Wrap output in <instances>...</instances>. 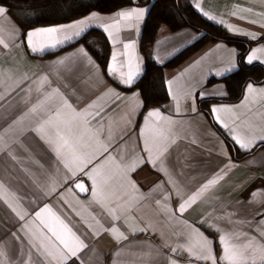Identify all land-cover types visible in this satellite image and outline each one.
I'll use <instances>...</instances> for the list:
<instances>
[{
	"label": "crops",
	"instance_id": "crops-1",
	"mask_svg": "<svg viewBox=\"0 0 264 264\" xmlns=\"http://www.w3.org/2000/svg\"><path fill=\"white\" fill-rule=\"evenodd\" d=\"M134 1L135 4L116 11L106 13L94 10L71 21L25 30L22 25L25 14L0 4L7 8L2 35L8 44V47L0 45V137H3L0 184L14 194L8 197V202L0 199V250L4 253L0 261L3 264H56L50 257L46 259L36 252L22 230L25 223L34 227L31 225L34 213L46 204L61 215L87 245L77 256L70 257L66 264H173V261L175 264H212L211 260L198 259L187 250V235L193 229H198L213 242L217 264H226L220 259L223 245L219 241L225 233L230 234L235 242H246L249 237H255L258 243H264V236L261 235V230H264V184L248 191L255 182H264V147L242 160L237 159L199 106L200 98L226 94L224 78L238 69L239 49L224 40L209 41L179 66L167 68V87L168 81L174 82L171 91L168 87L169 100L161 107L147 110L139 121L144 101L138 89L128 91L126 88L132 87L144 70L140 38L155 0ZM185 1L192 4L207 21L233 36L252 41L264 38V0ZM132 8L146 9V12L143 20L132 21L134 26L127 27V22L118 13ZM204 12L215 19L205 16ZM92 14H96L97 19L91 21L82 34L72 36L55 48L34 52L27 43L26 34L29 31L70 25ZM117 20L120 21L119 30L109 29L113 33L110 37L101 25H111ZM229 25L232 27L229 28ZM91 28L101 29L110 42L111 55L105 68L79 41ZM10 29L15 31L10 33ZM201 35L190 26L167 33L162 31L153 45L154 60L158 64L166 63ZM125 44H134L135 47L125 49ZM257 49H264V40L253 45L247 56ZM129 53L134 64L139 65L140 72L131 85H125L120 81L119 74L109 75L108 68L113 55H116L117 62L124 64L126 72ZM257 55L260 59L250 64H264V53L258 52ZM43 76H47L51 83L45 84L44 89L38 92L34 82ZM249 85L253 88L252 92L248 91ZM51 88H59L77 111L103 96L98 109L91 110L99 111V115L88 119L89 128L92 132H99V139L108 146V151L97 153L92 163L75 176L64 167L46 139L35 131L47 118L45 111L41 109L35 114L30 113L31 107L43 99L42 92ZM109 89L114 92H109ZM261 90H264V83L250 82L239 102L210 104L214 119L216 113L212 112L213 108L233 109L232 113H220L229 128L215 121L241 151L249 152L264 144V140L260 139L264 134V91ZM173 95L177 96L176 100H173ZM58 104L57 98L46 107ZM153 110H159L162 116L173 122L166 124L152 118L158 127L170 129L167 132V151L155 160V167L149 153L144 151V138L149 135L145 121ZM65 112L70 117V112ZM22 116L24 119L21 121ZM233 128L242 138H253L248 149L236 143ZM156 143L159 146V141ZM95 147L93 143L91 148ZM155 154L154 149L152 155ZM108 156L114 157L121 168L117 169L109 161L103 169L111 176L107 186L110 196L106 200L107 207H103L92 197V180L86 173L103 163ZM136 157L143 160L135 171L123 170V165ZM161 168L166 169L167 174ZM216 174H221L222 179L205 190L183 213L176 211L183 199L198 191ZM80 179L88 186L85 195L75 186ZM129 181L135 183L138 191L131 188ZM160 184L162 187H157ZM133 196L137 198L132 200ZM9 204L17 211L26 210L28 215L25 220H20ZM118 206L128 210L118 209L117 215L121 218L114 220L107 209ZM113 227L119 232H111ZM257 264H260L259 257Z\"/></svg>",
	"mask_w": 264,
	"mask_h": 264
},
{
	"label": "snow or ice",
	"instance_id": "snow-or-ice-1",
	"mask_svg": "<svg viewBox=\"0 0 264 264\" xmlns=\"http://www.w3.org/2000/svg\"><path fill=\"white\" fill-rule=\"evenodd\" d=\"M199 8V4L196 5ZM146 9L132 8L129 10L122 11L118 13V16L126 23L125 26L132 27V21H141L144 18ZM7 8L0 6V45L8 47L5 42L2 33L4 32L3 20L6 17ZM205 16H209L207 12L203 13ZM210 19H215V17L209 16ZM96 14H92L90 17L77 21L70 25L54 26L47 28H38L27 32L26 38L27 43L31 47L32 51H44L45 48H55L58 45L64 43L66 40L72 38V36H79L82 34L87 27L90 26V22L96 20ZM221 23H223L221 21ZM104 30L108 32L111 37L113 35L112 31L109 29L119 30L120 21L117 20L116 23L111 25H101ZM232 26L229 25V28ZM15 29H10V33L14 32ZM71 31V35H69ZM114 42H116L114 40ZM134 44H125V49H133ZM85 56L87 53L83 49L80 50ZM264 53V49H257L251 52L247 56V62L250 64L254 60L260 59L257 53ZM58 63H63L59 61ZM124 64L117 62V56L113 55L112 64L108 68L109 75L119 74L120 81L125 85H131L135 78L138 77L140 68L138 64H134L133 56L128 54L127 71H124ZM234 67V66H233ZM219 74V73H218ZM34 83L37 84L36 90L41 92L44 89L45 84H50L47 76L41 77L38 81ZM173 81H168V87L171 91ZM248 91L252 92L253 88L251 85L248 86ZM264 91V90H261ZM109 92H114V90L109 89ZM43 99L39 100L30 109V113H37L38 110L43 109L47 116L43 119L42 123L38 128L35 129L36 132L40 133L42 138H45L47 143L52 147L53 151L61 158L62 163L65 168L71 172L73 176L77 174L78 171H83L92 160L96 157L97 153L103 154L108 151V146L99 139V132H92L89 128V117L93 119L96 115H99V111L93 112L92 109H98L100 100L103 96L98 97L97 100L93 101L86 108L77 111L71 103L63 96L59 88H51L50 91L42 92ZM107 95V93L105 94ZM118 96V94H116ZM2 98V97H0ZM58 98L59 104L46 107L51 101ZM173 100L177 99L176 95H173ZM65 110L70 112V117L66 116ZM213 113H216L215 119L223 124L224 128H229V124L224 122L220 113H232L231 108H213ZM25 115H28L26 113ZM152 118L156 120L164 121L166 124L173 123L168 117L162 116L159 110H153L148 113V118L145 121V129L148 131L149 135H145L144 138V151L149 153V158L153 166L155 167V160L167 151V132L170 129L164 127H158ZM24 117H20L22 121ZM235 123V119H233ZM235 133L233 138L241 148L248 149L253 142V138H242L241 135L236 131L235 128L232 129ZM87 136V139L85 138ZM261 140H264V134L260 136ZM157 141H159V146H157ZM3 137H0V150L2 149ZM96 147L91 148L92 144ZM91 149V150H89ZM155 149V156H153V151ZM142 157H136L134 160L126 162L123 165V170L128 172L135 171V169L142 162ZM111 161L117 169L121 168L119 162L115 161V158L108 156L103 163L98 166H94L90 172L86 173L92 180L93 190L91 192L94 200L101 204L103 207H107L106 200L110 196V191L108 190V181L111 178L108 172L103 169L106 164ZM167 174V170L164 168L160 169ZM220 179H222L221 174H216L212 179L208 180L207 183L202 185V187L190 195L187 199H183V202L179 203L176 211L183 213L187 207L194 203L198 197L207 190L210 186L215 185ZM129 185L135 191L136 185L133 181H129ZM77 188L81 191H86L83 184H77ZM157 187H162V184L157 185ZM179 190H177V195H179ZM14 194L9 193L7 189L4 188L3 184H0V199L8 202V197ZM137 197L133 196L131 199L135 200ZM167 199V197H166ZM129 207L131 201L127 202ZM12 207L11 204H9ZM127 211L128 208L124 206H118V208L109 207L108 214L112 216L114 220H120V215H117V211ZM12 211L16 213L20 220H25L28 215L26 210L17 211L15 207H12ZM171 212V209H168ZM30 226L25 223L22 226V230L28 237V241L32 248L36 250L40 255L44 256L46 259L51 258L56 264H66V261L70 257L77 256L78 252L81 251L87 245L80 238L79 235L73 230V228L59 215L50 205H44L43 208L34 213V218L31 221ZM91 227V225H89ZM144 231L145 229H139ZM111 232H119L118 228H111ZM247 235V234H241ZM261 235L264 236V230H261ZM123 236V233H120ZM126 238V237H124ZM236 240H239V236H236ZM220 243L223 245L221 260L226 262V264H257V257H259L260 264H264V243H258L255 237H249L246 242H235L232 236L228 233L221 235L219 237ZM212 241L199 232L198 229H193L191 233L187 235V250L196 255L198 259L201 260H211L212 264H217V259L213 254ZM175 251V250H174ZM4 256L2 250H0V257ZM3 264V261H0ZM173 264L175 262L173 261Z\"/></svg>",
	"mask_w": 264,
	"mask_h": 264
},
{
	"label": "trees",
	"instance_id": "trees-1",
	"mask_svg": "<svg viewBox=\"0 0 264 264\" xmlns=\"http://www.w3.org/2000/svg\"><path fill=\"white\" fill-rule=\"evenodd\" d=\"M1 5L7 6L11 11L21 10L25 14L22 20L24 30L30 27L71 21L85 14L97 10L101 12L116 11L124 6L135 4L134 0H0ZM190 26L202 33L192 45L181 51L178 55L164 64H158L153 58V45L161 36L162 31L171 32ZM224 40L234 44L239 49L238 69L224 78L227 85L226 94L220 97L200 98L199 106L209 117L214 127L222 134L235 157L242 158L253 151L243 153L235 142L217 124L210 110L213 102H239L245 94L246 86L252 82L264 83V64L246 62L250 48L264 40L252 41L246 38L233 36L225 30L210 23L200 15L198 10L185 0H155L144 22L140 49L145 59L144 70L138 81L128 91L138 89L144 101V113L154 107H161L169 98L166 70L183 63L191 54L209 41ZM83 42L105 68L111 55V45L105 33L98 28L89 29L79 40ZM264 147L259 144L255 150ZM260 183L255 182L248 191ZM264 184V182H262Z\"/></svg>",
	"mask_w": 264,
	"mask_h": 264
},
{
	"label": "water",
	"instance_id": "water-1",
	"mask_svg": "<svg viewBox=\"0 0 264 264\" xmlns=\"http://www.w3.org/2000/svg\"><path fill=\"white\" fill-rule=\"evenodd\" d=\"M77 184H83L84 185V187H85V189H87L86 191H81L79 188H77L78 190H79V192L81 193V194H87V192H88V186H87V183L84 181V180H82V179H80V180H78L77 181V183L75 184V186L77 185Z\"/></svg>",
	"mask_w": 264,
	"mask_h": 264
},
{
	"label": "rangeland",
	"instance_id": "rangeland-1",
	"mask_svg": "<svg viewBox=\"0 0 264 264\" xmlns=\"http://www.w3.org/2000/svg\"><path fill=\"white\" fill-rule=\"evenodd\" d=\"M254 150V151H253ZM251 151H253L252 153H254L255 151H257V150H255V148L254 149H252ZM243 153H248V152H246V151H242ZM250 152V151H249ZM251 153V154H252ZM247 156L245 155V156H243L242 158H239V160H242L243 158H246ZM238 159V158H237ZM260 184L258 185V186H260V185H262V182H259Z\"/></svg>",
	"mask_w": 264,
	"mask_h": 264
}]
</instances>
